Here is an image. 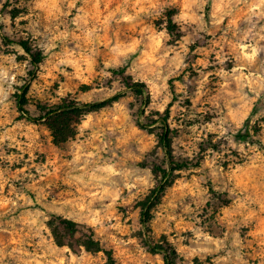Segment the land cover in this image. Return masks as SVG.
<instances>
[{
  "label": "rangeland",
  "instance_id": "1",
  "mask_svg": "<svg viewBox=\"0 0 264 264\" xmlns=\"http://www.w3.org/2000/svg\"><path fill=\"white\" fill-rule=\"evenodd\" d=\"M23 40L44 52L36 69ZM29 81L33 117L122 97L63 133V120L21 117ZM168 107L172 154L188 166L147 231L141 202L169 167ZM57 217L90 228L115 264H164L147 238L180 264H264V0H0V264L108 262L59 246Z\"/></svg>",
  "mask_w": 264,
  "mask_h": 264
},
{
  "label": "trees",
  "instance_id": "2",
  "mask_svg": "<svg viewBox=\"0 0 264 264\" xmlns=\"http://www.w3.org/2000/svg\"><path fill=\"white\" fill-rule=\"evenodd\" d=\"M17 43L27 52L30 57V62L34 66V68H38L45 58L44 52L40 48L30 45L28 41L23 40ZM111 72L122 79L123 84L126 88L134 91L139 95L145 94V84L142 82L133 81L132 78L127 74L126 67L112 69ZM33 76L34 72L31 73V77ZM29 89L30 81L22 85L19 88V91L16 93V102L18 110L21 112V117L28 118L34 121H41L45 117H49V119L55 122L63 120L65 121V123L63 125L57 126L58 129L63 128V133L66 132V123L68 122V120H71L73 116L79 113L82 114L105 107L111 102L116 101L120 97H122L121 93H117L109 99L89 103L70 100L50 108L42 117H33L26 109L27 94L29 92ZM169 117L170 107H168L162 114L159 115V118L162 122L161 140L168 159L169 167L166 169L159 168L160 173H158L157 175V182L154 188L151 190V193L141 202V222L144 225L145 230L147 231L150 230V222L153 218L152 209L161 201L167 189L171 186L173 174L176 171L182 170L183 168L188 166V163L176 160L172 154V140L170 136L171 128L168 123ZM255 132L258 133V131ZM68 137H70L69 134L63 139L65 140ZM51 228L55 241L59 246L68 245L73 250H79L81 247H84L88 251H104L108 257V262L106 264H115V259L112 252L102 247L100 241L95 237L94 232L90 228L86 229L87 232L81 231L80 229H78V224L76 222L61 217H57L55 219V221L51 224ZM78 233L81 234V237L77 241L76 235ZM145 242L153 252L160 253L163 256L164 264H180L178 251L168 241L155 243L150 238H147Z\"/></svg>",
  "mask_w": 264,
  "mask_h": 264
}]
</instances>
